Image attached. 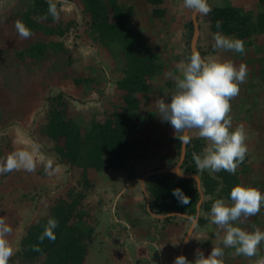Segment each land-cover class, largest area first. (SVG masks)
Instances as JSON below:
<instances>
[{"label":"crops","instance_id":"0c3cea01","mask_svg":"<svg viewBox=\"0 0 264 264\" xmlns=\"http://www.w3.org/2000/svg\"><path fill=\"white\" fill-rule=\"evenodd\" d=\"M116 1L120 5H132L133 13L130 15L132 27L135 31L142 33V47L156 55V64L160 66L150 76L151 83L145 90L132 93L133 100L138 104L136 109L132 110L137 129L128 134V138L135 143L131 155L126 165L120 169L89 167L94 169L95 174L99 175V178L93 177V180L84 179L83 182L80 179L78 186L76 188L72 186L74 189H70L68 192L66 201H64L65 198H62L51 202L52 204L45 205L43 208L34 209V205L38 206L40 203L31 199L33 201L31 203L34 205H29V210H33L35 216L31 214L33 218L26 217L27 209L25 204H21L18 199L10 198L0 215L6 222H9L8 224L12 228V233L8 239L14 249V254L10 258L9 264H46L49 255H38L31 258L26 256L24 254L23 241L32 225L43 219L51 218L52 213L55 211V206L63 202L71 204L74 199H80V202L75 212L71 215L69 225L73 226L81 222L78 231L74 230V234L81 241L85 252L82 264H173V260L178 255H184L189 261H194L197 250L202 251L207 256L213 246L224 248L222 242L216 238V225L211 223L209 214L205 215L201 207L200 209L197 208L196 216H198V221L187 243L184 242L193 224L192 218L187 216L188 214L169 212L170 215L164 217L162 215L169 213L159 214L154 212L155 214H153L149 210V206L151 207V196L146 183L148 175H158L164 172L174 173L170 170L174 169L178 164L173 165L176 161V151L180 150L183 144L182 141L176 138L171 124L167 121H162L159 117L156 100L159 98H164L166 101L170 100L174 81L169 74L177 73L179 63L185 60L194 50L192 44L195 27L199 29V33L194 46L202 57L217 56L221 59L231 60L237 67L240 64H245L249 68L252 67L251 57H248L249 54H254L255 52L254 50H249L252 44L251 36L244 38L238 33L237 35H232L224 31H218L227 37L242 40L245 52L244 54H239L217 50L214 49L213 40V34L216 32L212 30V23L207 14L202 16L194 14L190 9L184 7L183 0H163L159 4H153L149 0H140V2L139 0ZM208 4L211 10L219 7L237 8L242 15L246 14L252 17L254 22L259 17H264V1L262 0H208ZM78 9L84 11L85 15L87 13L85 24L86 22H88V25L90 23V36L97 41L94 38L95 35L92 34V28L95 23L92 13L89 8H85V4L83 8ZM106 9L110 23H112L114 9ZM158 9L162 11L161 14L159 12L156 13ZM254 33L261 36L262 39L264 38V29ZM147 39L150 40V43ZM99 42L101 43L100 49L90 47L93 54H96L97 60L92 58L89 62H86L82 58L79 63V68L82 69L81 73L71 76L72 83L70 85L72 88L76 90L75 85L80 84L79 94L74 93L73 90H70L72 88L68 86H66V91L68 92L69 89L75 99L82 102L86 111L100 112L102 108L98 105L104 101V98L106 100L107 95L112 100L111 103H119L116 109L117 112H126V97L129 92L120 87V83L125 77V72L123 71L125 68L124 53L122 51L118 56L114 47L111 49L101 41ZM83 43L86 45L89 42L83 41ZM202 47L205 48V51ZM116 57L122 58L123 63H119L121 61L119 60L116 66ZM100 62L106 65L104 70L101 69V84L92 80L97 75L96 71ZM111 71H115V73L113 74ZM82 73L87 78H83ZM248 75L253 74L248 73ZM248 81L247 85L245 83L240 84L239 94L230 101L231 105L233 103H244V99L247 100L250 97L252 90L250 91L249 86L253 81ZM70 92L68 93L70 94ZM260 98L257 95L256 99ZM67 116L71 117L69 114ZM104 117L108 118L110 114ZM257 117V114L253 113L245 114L243 119L236 116L232 118V126L233 128L241 126V123L245 124L250 118V120H256ZM89 128V126L84 128L85 131L82 130L83 134ZM188 135L191 142L198 139L203 142L202 149L199 152L202 155L203 149L208 142L200 138L196 130H191ZM179 147L180 149H178ZM249 157L250 155L247 154L244 163L240 164V167L236 170L239 181L245 185L254 186L264 194V162H262L263 159H260L262 156L258 155L260 160L255 163H250L251 160L248 161ZM89 168L87 169L88 171ZM182 169L184 171L183 167ZM206 171L210 172V170ZM210 173L215 175V173ZM44 182L45 180H43V185L45 184ZM87 182L92 186L89 187L86 194L84 192L82 195L73 194L75 189L76 191L80 189L79 185L82 184L83 186ZM52 183L47 181V184ZM221 198L228 199L224 196ZM91 199H95L101 204L94 212H92L91 208L86 209L88 201ZM205 199H207V196L204 197ZM202 215L207 216L208 221L200 225L199 218ZM259 215L260 213L245 219L242 223L236 222V224L249 231L253 230V227H259L264 231V224H262ZM169 216L174 218L169 221L165 220ZM29 220L30 222H28ZM88 220H92V223L88 222ZM88 224L92 225L89 226L91 229L87 228ZM259 253L258 256L248 258L243 255H237L232 248H224L222 264L255 263L258 259L264 257V242L259 246Z\"/></svg>","mask_w":264,"mask_h":264},{"label":"trees","instance_id":"16d2710c","mask_svg":"<svg viewBox=\"0 0 264 264\" xmlns=\"http://www.w3.org/2000/svg\"><path fill=\"white\" fill-rule=\"evenodd\" d=\"M62 1L53 0V3L58 8L62 5ZM82 1L85 8H89L95 20L92 30V34L95 35L94 38L111 49L114 47L118 56L122 51L124 53L125 68L123 71L125 77L121 81L120 87L129 92L126 97V110L128 112H117L115 109L108 118L96 115L90 121V128L83 134L82 125L74 118L71 119L67 116L68 103L64 98V93L59 92L56 96L48 97L47 123L42 128V132L51 138L55 143L54 150L67 163L82 166L84 171L89 167L120 169L126 165L135 144L128 138V134L137 129L132 110L136 109L138 103L133 100L132 93L145 90L151 83L150 76L160 66L156 64V55L142 47V33L135 31L132 27L130 21V15L133 13L132 8L120 7L121 5L116 0ZM149 2L159 4L163 0H149ZM106 8L115 10L112 23H110ZM158 12L162 13L159 9L156 13ZM15 17L23 22L32 34L42 31L46 35L59 37V41L38 42L18 51L16 54L19 58L40 60L51 52L57 54L59 51L68 52L62 38L65 39L69 35L67 33L70 29L68 24L71 21L66 26L62 23L49 26L40 21H54L49 13L48 0H31L27 9L18 12ZM207 17L212 23V30L215 32L224 31L232 35L238 33L242 37L248 38L252 33L264 29V17H259L254 22L252 17L246 14L242 15L237 8H213ZM218 22L219 28H217ZM73 25L76 24L72 22ZM71 62L72 60L69 58L67 63L71 64ZM65 65L66 60L56 69L59 70ZM202 146L203 142L200 139L188 142L183 168L185 172L196 173L201 176L202 189L207 196L201 209L207 215L213 201L222 196L229 198L231 188L240 181L237 172L231 174L221 170L213 175L206 170L200 171L195 165L192 154H199ZM146 183L151 196V207L155 213L175 212L188 214L192 217L196 216V206L201 195L194 178H182L175 173L164 172L158 175H150ZM176 188L181 189L183 194L189 197L188 204L180 203L179 199L173 195V190ZM79 202L80 199H74L71 204L63 202L55 206V211L51 216L57 221V227L54 229L55 241L47 238L43 242L39 240L49 218L32 225L23 241L24 254L30 258L48 254L46 264H82L85 252L81 241L74 234V230L78 231L81 222L73 225L74 228L69 225L71 215L77 209ZM173 218L169 216L165 220L169 221ZM207 221V216H200V225ZM36 247H39L40 250H35Z\"/></svg>","mask_w":264,"mask_h":264},{"label":"rangeland","instance_id":"374dc122","mask_svg":"<svg viewBox=\"0 0 264 264\" xmlns=\"http://www.w3.org/2000/svg\"><path fill=\"white\" fill-rule=\"evenodd\" d=\"M55 1L59 2L60 0ZM30 3L31 0H0V158L17 149L31 151L33 145H41L40 151L34 154L37 159V167L34 172L20 170L0 174V215L2 214L1 211H4L6 202L8 203L13 197L20 200L21 204H25L27 209V216H25L28 218L32 217L31 214L34 216L33 210H29V205L33 204L31 199L40 203L38 206L33 204L34 209L43 208L45 205L52 204L51 202L62 198H65L64 201H66L68 192L70 189H74L72 186L75 188L78 186L80 179L83 182L84 179L99 178L93 168H89V171L88 168L83 171L82 166L67 163L56 154L55 143L42 132V128L47 123L48 99L51 96H56L59 92L64 93V98L68 103L67 114L71 116V119L74 118L78 123H81L83 131H85L84 128L90 127L92 116L102 114L101 116L104 117L119 106V103H111L112 100L106 95V100L104 98V101L98 105L102 108L101 114L99 111H86L82 102L75 99L70 92L73 90L74 93L79 94L80 84L75 85L76 90L70 84L72 83L71 76L81 73L82 69L79 68L81 59L84 58L86 62L92 58L97 60L96 54H93L90 47L96 49L101 47V43L98 40H93L90 36V23L89 25L88 22L85 24L87 13L85 15L84 11L78 9L84 7L82 0H64L62 5L57 8V19L52 22L40 20L49 26H55L59 23L66 26L71 21L68 24L70 26L67 32L69 35L65 39L62 38L68 50L67 53L63 51H59L58 54L51 52L40 60L21 59L17 56L16 53L26 46L23 47L24 39L16 31L15 24L18 20L15 16L18 12L25 11ZM120 7L129 9L132 8V5L124 4ZM72 8L74 9L72 10ZM199 15L202 16L203 14ZM72 22L76 25L72 26ZM43 34L44 32L40 31L32 35ZM47 37L50 40L59 41V37L56 35H48ZM83 41L89 43L85 45ZM147 41L150 43L149 39ZM251 41L249 50L255 52L248 55L249 58L251 57L252 67L247 66V69L248 73L253 75H248L244 83L247 85L248 80L253 81L249 86L250 91L252 90L250 97H253L244 99V103H233L229 116L232 121V118L236 116L243 119L245 114H257L256 120H250V118L245 124L241 123L246 137L247 154L250 155L248 161L251 160L250 163H255L260 159H263L262 162H264V47H262L264 38L262 39L261 36L252 33ZM203 50L205 51V48ZM69 58L72 60L71 64L67 63ZM65 60L66 65L63 68L60 67L59 70L56 69ZM118 61L123 63L122 58L116 57V66ZM104 66L106 65L100 62L96 71L97 75L92 78L93 82H101V69L104 70ZM111 73L114 74L115 71H111ZM82 75L83 78H87L84 73ZM66 86L72 88L68 89L70 94L66 91ZM257 95L261 97L258 100L256 99ZM176 153V161L172 162L174 166L180 160L181 149L177 150ZM258 155L262 157L259 159ZM40 160H51L57 170L53 174L46 173ZM43 180H45L44 185L42 184ZM47 181L54 184H47ZM86 184L79 185L80 189L77 191L75 189L73 194L81 195L83 192L86 194L89 187L92 186L89 183ZM88 202V207L83 206H86V209L91 208L92 212L101 205L95 199ZM259 216L262 224H264V206H262ZM88 222L92 223V220H88ZM89 226L92 225L88 224L87 228H91Z\"/></svg>","mask_w":264,"mask_h":264},{"label":"clouds","instance_id":"9594fccd","mask_svg":"<svg viewBox=\"0 0 264 264\" xmlns=\"http://www.w3.org/2000/svg\"><path fill=\"white\" fill-rule=\"evenodd\" d=\"M48 2L49 13L55 20L58 18L56 5L53 0ZM183 5L194 14H208L211 10L208 0H183ZM15 27L22 39L31 37V30L23 22L16 21ZM219 27L218 22L217 28ZM213 40L214 49L239 54L245 52L244 42L240 39L216 32L213 34ZM177 67V73L169 74L174 81L170 100H156L159 117L171 124L179 141L188 143V133L196 130L198 136L208 142L202 155L192 154L199 170H210L212 173L224 170L235 174L239 164L243 163L248 148L243 126H232L229 116L232 107L230 101L239 94L240 84L246 81L247 66L240 64L237 67L231 60L217 56L202 57L198 51L193 50ZM40 149L41 145L35 144L31 151L17 149L0 158V174L20 170L34 172L37 167L34 154ZM40 163L48 174L57 170L51 160H40ZM173 195L180 203H189V197L184 195L181 189H174ZM262 206L264 194L254 186L243 183H237L231 188L228 199L217 198L213 201L209 217L211 223L217 227L215 235L224 248H232L237 255L248 258L260 254L259 246L264 242V231L259 227H253V230L249 231L238 226L236 222L242 223L245 219L256 216ZM56 227V219L49 218L39 240L43 242L47 238L55 241ZM11 233L12 228L0 217V264H9L14 254L8 239ZM224 248L213 246L207 256L197 250L194 261H189L184 255H178L173 264H222ZM35 250L40 249L36 247ZM255 264H264V257L258 259Z\"/></svg>","mask_w":264,"mask_h":264},{"label":"water","instance_id":"95a60500","mask_svg":"<svg viewBox=\"0 0 264 264\" xmlns=\"http://www.w3.org/2000/svg\"><path fill=\"white\" fill-rule=\"evenodd\" d=\"M41 23H43V22H41ZM43 24H45V23H43ZM198 30L199 29L197 27H195V35H194L193 44H192L195 51H197L195 49V46L194 45H195V42L197 40V36H198V33H199ZM47 36L48 35H46V34H43V35H35V36L32 35L30 38L23 40V42H22L23 43V47L24 46L29 47L30 45L35 44V43H38V42H49V41H52ZM186 153H187V143H184L183 142L182 148H181V157H180V160H179L178 164L175 166V168L172 169V170H170V171L174 172L179 177H182V178H194L196 180L197 185H198V189H199V192H200V195H201V198H200V200L198 201V204H197V208L200 209V207H201V205L203 203L205 194H204V191L202 189V184H201V178H200V176L198 174H194V173H186L182 169L183 162L186 159ZM150 175H148V176H150ZM149 210H150L151 213L155 214L154 211L151 209L150 206H149ZM180 214H182V213H180ZM168 215H170V213L167 214V215H162V216L165 217V216H168ZM187 216H189L190 218H192L193 224H192V226H191V228H190V230H189V232L187 234V237H186L185 241L189 240V238H190V236H191V234H192V232H193V230H194V228L196 226V223L198 221V216H195V217H192L190 215H187ZM184 243H187V242H184Z\"/></svg>","mask_w":264,"mask_h":264},{"label":"flooded vegetation","instance_id":"af4514ba","mask_svg":"<svg viewBox=\"0 0 264 264\" xmlns=\"http://www.w3.org/2000/svg\"><path fill=\"white\" fill-rule=\"evenodd\" d=\"M183 165H184V163H183ZM183 165H182V167H183ZM191 173V172H190Z\"/></svg>","mask_w":264,"mask_h":264}]
</instances>
